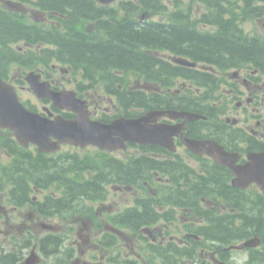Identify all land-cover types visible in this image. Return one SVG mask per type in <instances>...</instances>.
Returning <instances> with one entry per match:
<instances>
[{
	"label": "flooded vegetation",
	"instance_id": "flooded-vegetation-1",
	"mask_svg": "<svg viewBox=\"0 0 264 264\" xmlns=\"http://www.w3.org/2000/svg\"><path fill=\"white\" fill-rule=\"evenodd\" d=\"M1 1L13 8L11 0ZM135 6L139 10L142 4ZM235 8H247L244 36L254 53L255 44L264 53V0H237ZM119 14L126 19L125 11ZM42 16L35 20L44 28L56 25ZM135 17L137 23H144L141 12ZM32 54L38 56L40 51L25 52ZM160 56L155 62L166 67H150L142 59L137 66L138 70H181L173 78L162 71L159 87L140 78L85 83L74 74L70 79L95 121L117 119L131 100L130 108L141 114L148 105L144 95L151 94L157 110L205 118L159 119L177 127L167 138L173 139L174 150L130 143L125 151L109 153L114 162L100 181L102 186L106 183L103 199L87 195L81 203L77 179L66 189L68 180L48 177L44 162L33 163L39 154L36 147L17 146L12 133L0 131V264H264V189L254 183L245 189L233 186L232 170L210 156L219 157L216 144L236 165H244L250 153L264 152V67L238 63L229 69L175 67L172 55ZM37 58L29 60L27 70L33 67L42 81L48 79L56 89L64 86V70H88L79 62L60 67ZM82 83L87 84L85 92L79 90ZM17 87L27 89L26 83ZM39 102L43 110L63 113L46 100ZM183 124L181 131L178 126ZM186 140L205 142L210 152L194 153ZM68 149L72 160H77L74 147ZM131 159L134 164L125 172ZM145 169L150 178H137ZM255 236L259 247L241 248Z\"/></svg>",
	"mask_w": 264,
	"mask_h": 264
},
{
	"label": "trees",
	"instance_id": "trees-1",
	"mask_svg": "<svg viewBox=\"0 0 264 264\" xmlns=\"http://www.w3.org/2000/svg\"><path fill=\"white\" fill-rule=\"evenodd\" d=\"M24 2L26 0H19ZM47 3L57 4L61 2L67 6H74L72 0H44ZM39 7L41 0L36 3ZM88 4L82 2V5ZM80 5V7L82 6ZM70 18L75 22L68 32L58 36L51 41L56 46V50L67 53L72 61H81L87 65V73L104 72L110 69H134L138 66L139 60L144 62L153 59L147 53L142 51L146 49H166L173 52L188 54L191 58L202 62H212L217 65H227L228 60L243 57L244 59L253 58L255 61H263L264 53L258 45L254 47L247 42L244 37L238 36L237 25L234 24L232 16L229 20H222L219 32L215 37L202 36L196 33V30L187 25L176 23L172 25L149 24L144 27H136L135 21H119L115 19L117 12L114 8L108 9L100 6H94L81 13V16L70 7ZM106 17V21H104ZM92 22L94 30L89 34V38L83 34L86 24ZM104 26L106 28L104 29ZM193 27V26H191ZM84 31V32H83ZM83 32V33H82ZM41 33L33 28H26L19 20H10L0 11V44L5 45V39L13 37L9 43H18V41H28L31 43L43 41L38 39ZM75 35V36H74ZM31 36V37H30ZM8 43V44H9ZM7 50V49H6ZM0 49V64L3 68L11 67L13 63L23 65V54L8 49V52L2 55ZM73 63V62H71ZM143 63V62H142ZM99 70H90V69ZM105 69V70H101ZM5 73L10 70H4ZM5 73L0 71V77H5ZM129 171V170H128ZM103 171H99L102 173ZM101 175H99V178ZM80 189L93 190L96 186L93 183H85L79 186ZM86 193V192H84Z\"/></svg>",
	"mask_w": 264,
	"mask_h": 264
},
{
	"label": "water",
	"instance_id": "water-1",
	"mask_svg": "<svg viewBox=\"0 0 264 264\" xmlns=\"http://www.w3.org/2000/svg\"><path fill=\"white\" fill-rule=\"evenodd\" d=\"M113 1L100 0L104 4ZM28 80L38 97L50 98L58 107L75 110L73 93H54L48 83H40L39 76L33 73L28 76ZM148 120L149 118L121 121L110 127H104L90 122L88 116L80 112L77 121H67L62 118L51 121L28 111L19 101L14 89L0 80V128L12 130L22 143L33 142L42 150H47V147L51 146L49 144L51 137H55L60 142L77 143L81 146L105 140L107 145L114 131H119L126 138L134 137L138 141L152 139L154 128L147 125ZM189 146L198 151L197 144H189ZM252 163L244 170L236 171L239 178L246 182L264 181V155L255 156L252 158Z\"/></svg>",
	"mask_w": 264,
	"mask_h": 264
},
{
	"label": "rangeland",
	"instance_id": "rangeland-1",
	"mask_svg": "<svg viewBox=\"0 0 264 264\" xmlns=\"http://www.w3.org/2000/svg\"><path fill=\"white\" fill-rule=\"evenodd\" d=\"M20 70H18V72H19ZM16 72H17V70H16ZM21 96H22V99L23 100H26L27 99V97H28V95H27V93L26 92H21Z\"/></svg>",
	"mask_w": 264,
	"mask_h": 264
}]
</instances>
